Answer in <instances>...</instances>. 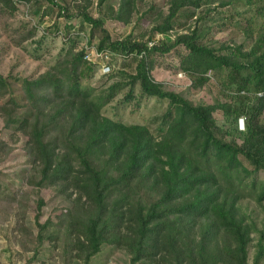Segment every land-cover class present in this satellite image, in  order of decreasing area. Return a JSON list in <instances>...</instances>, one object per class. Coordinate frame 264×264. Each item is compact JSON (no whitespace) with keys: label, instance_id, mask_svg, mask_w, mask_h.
<instances>
[{"label":"trees","instance_id":"trees-1","mask_svg":"<svg viewBox=\"0 0 264 264\" xmlns=\"http://www.w3.org/2000/svg\"><path fill=\"white\" fill-rule=\"evenodd\" d=\"M31 1L0 0V8L14 13L19 2ZM87 1L74 12V0H45L59 16L80 18L88 29L86 34L66 22L60 30L53 23L68 45L54 65L37 77L0 73V103L5 98L10 106L28 107L7 124L28 136L27 153L36 168L31 184L57 185L72 198L62 218L66 256L90 264L108 244L125 249L128 264H263L264 228L250 262L256 226L246 222L240 201L249 195L264 200V0H168L156 35L173 29L185 7L244 8L220 16L235 22L251 43L218 48L203 41L200 28L158 41L131 34L114 38ZM134 6L133 0H121L112 17L129 23ZM84 38L124 61L136 59L135 72L95 94V87L83 83L99 68L86 57ZM174 54L176 71L191 87L216 81L221 96L195 103L157 81L156 62ZM151 98L165 106L156 118L158 134L119 116L129 107L138 112ZM114 100L113 116L105 115L103 108ZM39 226L36 253L47 239V222Z\"/></svg>","mask_w":264,"mask_h":264},{"label":"rangeland","instance_id":"rangeland-1","mask_svg":"<svg viewBox=\"0 0 264 264\" xmlns=\"http://www.w3.org/2000/svg\"><path fill=\"white\" fill-rule=\"evenodd\" d=\"M74 2L72 11L76 12L79 4L88 1L74 0ZM133 2L136 10L129 23L117 21L112 17L113 11L119 8L121 0H105L102 4L100 0H91L92 5H89V8L95 17L105 19V26L114 38L131 34L136 40H148L153 37L152 41H158L166 36L175 39L181 33L200 28L206 32L203 41L212 47L218 48L227 43L247 46L251 43V39H248L235 22L220 16L223 10L226 15L235 14V9L242 12L244 10L242 7L212 6L210 9H207L209 6L185 7L174 18L173 29L156 35L155 26L168 14V0H133ZM17 6L18 11L14 13L0 8V73L5 76L12 74L20 77H37L64 55L68 45L64 42L62 33L57 34L54 22L60 30H63L64 24L68 22L74 24L76 30L80 25L79 31L88 33L86 25L80 18L68 19L59 16L57 9L45 0L19 2ZM33 26L37 28L34 29V35H30ZM80 35L83 37L82 33ZM86 40L87 38H84L82 42ZM97 42L98 40L95 39L94 43ZM111 58L110 61L114 65L109 71L112 73L110 77L103 71L102 62H98L99 68L93 78L83 81L84 84L89 83L95 87L97 95L104 91L108 92L109 86L126 80L128 74L135 72L136 59L124 61L115 55ZM159 62H156L154 73L156 80L164 87L180 92L195 103L213 102L221 96L220 85L216 84V81L199 90L191 87L188 77L183 72L176 71L179 65L176 54L159 58ZM14 88L16 93L20 92L17 82ZM119 94L117 98L122 95ZM4 99L0 103V264H84L76 256L71 258L66 256L67 251L63 248L60 239L66 233V225L62 218L66 209L71 206L72 198L61 192L57 185L38 188L31 184L30 178L36 168L27 153L28 136L7 124L9 118H14L28 107L25 104L11 105V107ZM113 104L115 100L103 108L105 115L113 116ZM164 108L163 103L151 98L148 103H143L138 112L131 111L129 107L120 109L119 116L125 122L146 124L153 133L158 134V125L161 122L158 123L156 118ZM240 204L242 214L246 215V222H253L256 226L251 234L252 242L249 247V260L252 262L258 251L259 230L264 228V200L258 203L249 195L243 198ZM46 222L44 236L47 239L43 240L39 252L36 253L34 248L38 245L39 223ZM50 235L54 237L52 240L48 239ZM129 259L130 255L125 249L104 244L92 257L90 264H128ZM153 264H175V262L156 261Z\"/></svg>","mask_w":264,"mask_h":264},{"label":"built area","instance_id":"built-area-1","mask_svg":"<svg viewBox=\"0 0 264 264\" xmlns=\"http://www.w3.org/2000/svg\"><path fill=\"white\" fill-rule=\"evenodd\" d=\"M84 47L87 50L86 57L93 63L102 62L103 71L109 72L114 65L111 63L112 53L108 50H99L95 45H89L88 40L84 42ZM99 65V63H98ZM262 94L261 92L259 93ZM240 128H244V118H240L239 120Z\"/></svg>","mask_w":264,"mask_h":264}]
</instances>
